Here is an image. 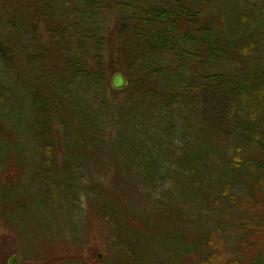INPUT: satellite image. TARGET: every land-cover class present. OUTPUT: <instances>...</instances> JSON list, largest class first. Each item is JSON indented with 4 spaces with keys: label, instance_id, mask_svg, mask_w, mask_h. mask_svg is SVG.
<instances>
[{
    "label": "trees",
    "instance_id": "16d2710c",
    "mask_svg": "<svg viewBox=\"0 0 264 264\" xmlns=\"http://www.w3.org/2000/svg\"><path fill=\"white\" fill-rule=\"evenodd\" d=\"M0 12L9 30L0 39V56L10 57L15 61L13 67L26 71L25 75L18 72V77L28 90L26 104L33 115L22 131L28 134L26 142H20L18 136L15 141L5 136L4 144L0 143V158L7 162L12 156L18 165L16 179L0 185V213L6 225L22 237L27 247L24 261L64 264L42 261V244L54 241L49 239L53 237L52 223L25 221L27 206L33 203L39 211H51L50 204L60 198L76 200L74 188L79 178L71 171L72 165L79 161L80 170H84L87 158L80 160L82 155L90 152L96 156L104 149L109 164L101 168L106 170L104 179L93 181L100 189L94 201L102 218L118 228L115 249L119 261L140 264L143 243L140 232L133 229L138 226L131 224L142 227V212L135 213L127 203L118 207L117 202L132 192L129 186L136 183L168 182L170 169L162 174V165H156L150 154L146 167L140 168L143 146L136 143V135L130 137L126 127L141 123L132 114L139 104L167 110L190 107L206 120L212 140L231 142L232 152L224 155L226 167L220 177L217 171L208 175L198 172L199 164L191 168L198 176L185 182L206 209L213 205L209 201L211 188L218 187L213 200L227 196L230 202L245 191L254 200L248 191L252 188L263 196L259 190L264 184V108L252 105L264 101V55L257 52L264 40V0H0ZM22 56L26 65L21 63ZM243 71L251 74L247 78L250 84L237 87L227 78L234 73L243 75ZM116 72L127 78L124 89L109 87ZM108 89L123 93L125 98L114 106L107 98ZM208 103L212 107L205 114L203 107ZM180 117L187 121L185 115ZM56 118L58 137L51 135ZM111 129L115 133L110 142L107 133ZM10 132L14 131L5 134ZM31 142H35L33 147ZM57 148L64 155L62 161ZM91 161L99 167L100 162ZM111 162L116 177H107ZM241 170L257 174V178L251 175L247 190L239 188L241 183L234 176ZM88 188L93 191V185ZM80 190L77 194H86L82 186ZM9 197L16 205L14 210L21 209L16 219ZM242 208L241 224L252 220L256 222L253 229L258 230L261 215L244 213ZM184 221L219 226L209 216L207 220ZM206 234L188 242L187 256L204 254ZM256 256L264 257L261 251ZM257 263L264 264V260Z\"/></svg>",
    "mask_w": 264,
    "mask_h": 264
},
{
    "label": "rangeland",
    "instance_id": "374dc122",
    "mask_svg": "<svg viewBox=\"0 0 264 264\" xmlns=\"http://www.w3.org/2000/svg\"><path fill=\"white\" fill-rule=\"evenodd\" d=\"M6 20L3 13L0 12V39H3L5 33L9 31L4 26ZM260 48H258L260 51L257 52L264 55V40ZM20 58L24 65V56ZM14 62L10 57L0 56V143L3 144L7 136H11L14 141L18 136L20 142H26L28 134H26L27 132L22 134V131L33 118L26 104L28 90L21 77H18V72L25 75L26 71L23 72L20 67V69L13 67ZM240 73L231 74L227 78L233 80L237 87H241L244 82V84H250L247 78L250 79L251 74L246 71H243V75ZM123 76L125 77V75ZM107 95L114 106L120 104L125 98L123 93H112L109 89ZM40 103L41 101H38V104ZM148 104H139L132 113L133 118L141 123L135 127L129 128L130 125L126 127L132 133L130 137L137 136L136 143L143 146L145 156L141 160L140 168L146 167V160L151 155L156 158V165H162L160 169L162 174L165 173L166 169H170L169 174H167L168 182L156 181L152 183L154 185L136 183L134 187L133 185L129 186V190L132 192L129 191L124 194L120 197L119 203L117 202L118 207L120 205L124 207L127 203L135 213L142 212V227L139 223L131 224V226H138L133 229L140 232L139 239L143 243L144 250H141L140 264H254L260 258L264 260V257L256 256L259 251L264 256V194L260 196L255 191L256 188H252L248 191L253 193L250 196H254V200L257 202L251 200L246 191L240 196L238 194L239 198L228 202L227 196H218L213 200L218 187L211 188L209 193L212 194L209 201H213V205L210 204V208L206 209L204 204L195 199L190 184L185 183L188 179L198 176L191 172V168H197L199 164L201 169L198 172L208 175L212 171H214L213 174L217 171L220 177V173L226 167L224 157L229 156L232 152L231 142L225 141V139L221 141L212 140L208 134V123L190 107L179 106L174 110H167L162 107L156 109ZM250 104L252 105L253 102ZM252 106L254 109L260 107L263 110L264 101L261 104L256 102ZM211 107L210 103L204 105L205 114L210 112ZM182 115L186 116L187 121L180 117ZM167 116L169 119L166 118ZM56 122L57 118L54 120V129L51 135L58 137ZM9 129L15 133L10 132L9 135H6L5 133ZM114 133L115 130L112 129L107 133L110 142L113 140ZM57 143H59L58 138H56ZM33 145L35 142H31V147ZM134 148L139 151L135 144ZM59 151L58 159L62 161L64 155L61 153V149ZM211 151H215L216 155H213ZM199 155L204 157L200 163L197 160ZM107 156L104 149H100L96 156L90 155V152L82 155L80 160L87 158L84 160V170H80L79 161L73 162L71 171H76L79 178V184L74 188L76 200L72 199L66 202L65 198H60L57 203L50 204L51 211H39L33 203H29L27 206L25 221L52 223L51 233L53 237H49V239L54 241L52 244L46 242L42 244L44 245L42 261L45 263L56 261L64 262V264L65 262L70 264H124V262L119 261L115 249L116 241H119L118 234L116 235L118 228L105 220L104 217L102 218L98 205L94 201L100 189L93 181L104 179L106 170L102 171L101 168L105 169V166L109 164ZM91 160L100 162L99 167ZM30 165L32 166V164ZM17 166L13 162L12 156L8 158L7 162L0 158V185L5 182L11 183L16 179ZM113 166L114 163L111 162L107 177L116 175ZM89 175L93 177L90 178ZM251 175L257 178V174L249 170L234 172L235 178L241 183L240 189H246L247 184L252 180ZM178 176H182V179H178ZM137 180L139 181L140 178ZM89 185H93V191L88 188ZM104 185L108 187L106 183ZM81 186L86 194H77L81 192ZM259 191L264 192V184ZM11 200L9 197L8 202ZM241 205L245 207L242 208L245 210L244 213L261 215L260 218L263 220L258 230L253 229V223L256 222L252 220V223L243 221L244 224H241ZM15 207L16 205L11 204L12 211ZM66 209L69 210L66 211ZM20 211V208L13 211L15 212L13 219H16L15 216ZM208 216L213 223H218L219 226L209 228V225L203 226L200 223L189 225L184 221V219L196 221L202 217L207 220ZM74 227L77 230L71 232ZM126 227L128 230L129 226ZM206 232L208 238L204 254L201 257L198 253H191L187 256V250L193 238L195 239ZM21 239L22 237L17 236L16 230L6 225L0 213V264H7L12 255L17 256L20 264L25 261V264H37L39 262L28 258L24 261L27 247ZM52 245L54 250H51ZM98 255H101L100 259H98ZM198 257H200L199 260Z\"/></svg>",
    "mask_w": 264,
    "mask_h": 264
},
{
    "label": "water",
    "instance_id": "95a60500",
    "mask_svg": "<svg viewBox=\"0 0 264 264\" xmlns=\"http://www.w3.org/2000/svg\"><path fill=\"white\" fill-rule=\"evenodd\" d=\"M110 84L114 90H121L127 86L128 81L123 76L122 73L116 72L112 75L111 80H110ZM100 258H101V255H98V259H100ZM7 264H20V262H19V259L17 258L16 255H12L9 258V260L7 261Z\"/></svg>",
    "mask_w": 264,
    "mask_h": 264
}]
</instances>
